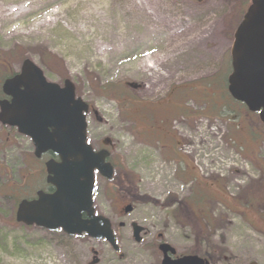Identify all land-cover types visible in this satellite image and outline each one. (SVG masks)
I'll list each match as a JSON object with an SVG mask.
<instances>
[{
    "label": "rangeland",
    "instance_id": "1",
    "mask_svg": "<svg viewBox=\"0 0 264 264\" xmlns=\"http://www.w3.org/2000/svg\"><path fill=\"white\" fill-rule=\"evenodd\" d=\"M133 2L144 4L148 18L120 10L130 7L121 0L113 11L110 0H0V80L25 58L47 81L69 79L90 106L89 143L107 138L110 158L128 180L126 189L112 190L96 176L93 195L123 258L103 239L21 225L16 204L36 189L22 185L33 146L16 130L0 131V264H90L94 257V264H153L155 240L135 242L131 221L163 233L178 252L193 250L195 238L197 254L210 264H264V125L226 89L233 32L250 0ZM150 25L160 31L141 36ZM196 30L195 57L205 63L182 74L194 66L165 45L184 44ZM145 55L164 59L167 69L184 64L153 95L136 73ZM238 167L246 175L231 184ZM127 204L133 209L125 214Z\"/></svg>",
    "mask_w": 264,
    "mask_h": 264
},
{
    "label": "water",
    "instance_id": "2",
    "mask_svg": "<svg viewBox=\"0 0 264 264\" xmlns=\"http://www.w3.org/2000/svg\"><path fill=\"white\" fill-rule=\"evenodd\" d=\"M230 65L228 93L256 113L264 124V0H250L236 26ZM2 91L10 96V101L0 100V123L16 127L28 136L36 157L48 151L59 157L58 162H46L48 182L55 191L39 190L35 198L20 200L15 210L16 222L49 231L61 229L70 236L85 233L94 239H105L117 250L111 222L95 214L92 200L94 171L110 178L112 167L105 161L107 150L95 152L86 141L88 104L75 96L73 83L65 79L60 86L47 81L42 70L26 58L19 73L4 80ZM131 209L127 205L124 212ZM131 227L134 240L139 242L143 227L136 222ZM158 248L163 254L161 264H169L168 251L174 253V248L167 243ZM96 262L94 257L90 264ZM174 264L209 263L196 255H187Z\"/></svg>",
    "mask_w": 264,
    "mask_h": 264
},
{
    "label": "bare ground",
    "instance_id": "3",
    "mask_svg": "<svg viewBox=\"0 0 264 264\" xmlns=\"http://www.w3.org/2000/svg\"><path fill=\"white\" fill-rule=\"evenodd\" d=\"M120 1V0H118ZM124 3H130V7L128 5H125V8H122L120 10L126 11V12H134V13H138L140 15H142V17L148 18L149 16V12L148 10L144 7V4L141 2L139 4H135L133 2V0H121ZM112 2V4H111ZM116 4V0H110V10H115L114 6ZM119 9V6H118ZM10 14H13L14 11L13 10H9ZM124 14V13H123ZM116 20V19H115ZM114 27L117 28L114 24ZM168 25H165L162 23L161 25V29L165 30L168 29ZM156 31H160L157 29V26L153 27V25H150L148 28L143 29L141 36L144 35H150V34H154ZM198 34L199 32L196 30L194 33L190 34L189 37H186L183 41L184 44L181 45H165V48L170 49V52L173 53L175 56H182L185 59H183V61L187 62L184 63L188 66H194V67H189L188 70L183 69V73L185 72H191V74H194L196 72V68L195 65L197 66H201V62L205 63V59H201L199 57H195L196 52L195 50V46L194 44H196V42L199 41L198 39ZM167 39L170 40L172 39V34L167 35ZM183 48H186L185 50ZM142 53V52H140ZM137 52L138 56H140L141 54ZM152 55H145V57H142V59L139 61L138 65H137V71L136 73L139 75L140 78H142L145 82V93L147 95H153L155 93L160 92L161 90L164 89L165 87V82L171 78L174 77L175 73L180 72V68L183 67L184 64H176L178 62H174L169 69H167V67L165 68V61L164 59H159V58H153L151 59ZM202 126L196 124L195 125V130L198 131L199 128H201ZM195 137V136H194ZM202 140L205 138L204 135L202 136ZM205 140V139H204ZM191 142L192 148L189 150L190 153H194V149L196 146V143L188 140ZM202 144V143H201ZM206 144H208L206 142ZM130 149H134V148H130ZM161 169L167 170L168 168L163 166L161 167ZM235 178L233 179L232 175H229L230 178V183L231 184H235V182H238V178H242L244 175H246V170L243 167H238L237 170L235 171Z\"/></svg>",
    "mask_w": 264,
    "mask_h": 264
},
{
    "label": "flooded vegetation",
    "instance_id": "4",
    "mask_svg": "<svg viewBox=\"0 0 264 264\" xmlns=\"http://www.w3.org/2000/svg\"><path fill=\"white\" fill-rule=\"evenodd\" d=\"M5 62H6L5 60H0V65H5ZM15 73L16 72H14V73L9 72V73H7V76L5 78L11 77ZM2 83H3V80L0 82V100L6 99L9 101L10 98L8 96H5L2 92V89H1ZM89 108H90V106H89ZM5 129H6V131H10V129L16 130L13 127H9L7 125L0 123V131L2 133H4ZM6 138L9 139L7 134H6ZM109 144L110 143L105 144V141H103V140L96 145L92 144V147L94 150H100L103 148H106L109 150V156L107 158V161H109V163L111 164V166L113 168V175L110 179H106V178H104L98 174L96 176H98L99 179L104 180L105 185L108 186L109 188H111L112 190L126 189L128 180L126 179L124 172L119 171L117 169V164L111 160ZM49 160L58 161V157L49 151V152L41 154L39 157H35V156L33 157L32 156L31 162H30V160L27 161L29 163V165L26 164L24 166L23 175H22V185L24 183L23 187H26L27 185L31 186V184L34 182L33 187H35L36 189L34 191L33 196L25 195L22 198L32 199L35 195V192L38 190H42L45 193H53L55 191V187L50 182H48V176H47V172H46V162ZM124 225L125 224L120 225L119 227H123ZM58 231H60V230H58ZM147 236H150L149 241L155 240V242L152 243V245H151L153 248L152 251H154V253L156 254L152 263L153 264H161L162 252L158 249V246L162 242H167L164 239V234L160 233V232L151 233V231L148 228L144 227L140 241H142ZM115 238H116V235H115ZM139 242H137V243H139ZM192 245H193V250H189L185 253L178 252V250L175 247H174L175 248L174 253H170V251H168L169 264H174L176 262V260H178L179 258L186 256V255H198V256H200L199 254H197L198 242L195 240V238L193 239ZM113 252L116 253L119 256V258H123V254L120 252V250L119 251L113 250Z\"/></svg>",
    "mask_w": 264,
    "mask_h": 264
},
{
    "label": "trees",
    "instance_id": "5",
    "mask_svg": "<svg viewBox=\"0 0 264 264\" xmlns=\"http://www.w3.org/2000/svg\"><path fill=\"white\" fill-rule=\"evenodd\" d=\"M183 204H184V203L178 202V205H181V206H182Z\"/></svg>",
    "mask_w": 264,
    "mask_h": 264
}]
</instances>
